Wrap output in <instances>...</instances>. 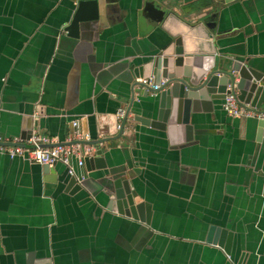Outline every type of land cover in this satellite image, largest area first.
Here are the masks:
<instances>
[{
	"label": "crops",
	"instance_id": "obj_1",
	"mask_svg": "<svg viewBox=\"0 0 264 264\" xmlns=\"http://www.w3.org/2000/svg\"><path fill=\"white\" fill-rule=\"evenodd\" d=\"M81 1L96 2L97 17L86 11L72 35ZM178 38L187 55L222 52L263 70L264 0H0V141L23 143L29 117L33 135L61 143L76 120L87 141L119 136L133 96L136 115L158 107L137 85L140 68ZM222 102L194 116L192 141L181 130L172 143L130 114L122 137L92 146L107 167L94 161L74 193L63 165L58 179L0 152V264H264L260 118H230ZM118 180L146 204L143 220L110 209ZM213 226L232 233L229 253L228 236L208 243Z\"/></svg>",
	"mask_w": 264,
	"mask_h": 264
},
{
	"label": "water",
	"instance_id": "obj_2",
	"mask_svg": "<svg viewBox=\"0 0 264 264\" xmlns=\"http://www.w3.org/2000/svg\"><path fill=\"white\" fill-rule=\"evenodd\" d=\"M220 1L224 2V0ZM88 10H90L92 14L90 15L91 18L97 17L96 2L81 1L74 20L68 28L69 33L77 35L79 25L83 21L82 19L84 18L85 12ZM145 11V16L150 20L152 19L154 23L160 22L165 15L163 10L151 3L147 4ZM242 59L239 56L232 57L222 52L205 57L187 55L183 48L182 39L178 38L162 52L150 57L140 68L141 76L137 85L142 88L143 92L147 95L149 94L152 97L159 98L158 107H156L155 102L147 103L144 107H141V109L144 108L143 110L148 113L149 117L136 115L133 112L134 106L136 105L135 97L133 96L131 105L122 121L119 136L93 141H87L85 139L76 140V130L81 131L84 137L89 133L87 122H83V132L81 130V121L76 120L79 122L78 129L73 126V122H75L73 121L72 126L74 132L72 138L68 142L62 144L80 143L93 147H99L107 143L110 145L113 140L122 137L130 114H134L132 119L135 123L167 132L172 143H175L176 133L181 130L188 132V139L186 141H192L194 137V116L201 113L212 112L215 109V103L220 101H223L221 108L225 112L223 105L227 95L232 91L236 94L241 105H249L258 112L264 113V110H260L264 105V69H255L253 65L248 64L249 60L244 62ZM149 78H152L153 82L157 85L161 84L162 80H167V83L161 86L159 90L155 91L154 94H151L150 87L143 84V80ZM259 120L258 135L259 140H261L264 137V120ZM35 126H37V122H34L32 117L25 119L24 132L21 138L24 141L21 144L22 146L28 147L26 142L33 136ZM132 127H134V125ZM0 142V146L16 145L6 144L3 140ZM103 153V150L99 149L85 158L83 171L86 174V179L80 182L76 177H70L67 182L68 192L71 191V193H74L76 190L83 187V184L88 178L87 171L90 170V166L93 165L94 161L98 162L99 169L107 167ZM58 165L62 164H56L54 166L44 165L45 173L54 174L59 179L60 175H58L57 170ZM64 167L68 172L67 167ZM79 173L80 170L78 171V174ZM115 185V199L111 203L112 206L110 209L127 216H133L134 218H136V213H138L143 220L145 217L144 210L146 204L143 202L137 204L135 202L129 182L118 180ZM227 236L228 241L225 251L229 253L230 242L233 235L232 233H228L227 230H221L213 226L210 230L208 243H219L220 246H223V241Z\"/></svg>",
	"mask_w": 264,
	"mask_h": 264
},
{
	"label": "built area",
	"instance_id": "obj_3",
	"mask_svg": "<svg viewBox=\"0 0 264 264\" xmlns=\"http://www.w3.org/2000/svg\"><path fill=\"white\" fill-rule=\"evenodd\" d=\"M167 80H162L161 84L157 85L152 78L143 80L144 85L150 87V93L154 94L161 86L165 85ZM225 112L232 118H249L257 117L264 120V113L251 108L249 105H241L237 96L233 91L227 95L223 105ZM126 116V110H121L119 119L121 124L118 128L121 130L122 121ZM73 126L78 129L79 122H73ZM75 139H87L81 131L76 130ZM22 142L16 145H2L0 152L7 153L11 158L22 157L26 158L34 164L54 166L62 164L68 169V176L76 177L80 182L86 179V174L83 169L85 166V158L95 152L92 146L80 143H59L55 138L43 134H34L29 141L26 142L28 147L22 146ZM80 173L78 174V171Z\"/></svg>",
	"mask_w": 264,
	"mask_h": 264
}]
</instances>
